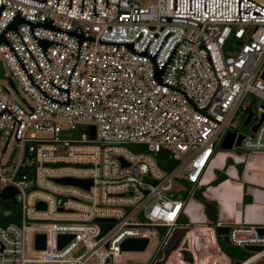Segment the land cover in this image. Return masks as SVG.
<instances>
[{
	"label": "built area",
	"instance_id": "2783aa9c",
	"mask_svg": "<svg viewBox=\"0 0 264 264\" xmlns=\"http://www.w3.org/2000/svg\"><path fill=\"white\" fill-rule=\"evenodd\" d=\"M1 2L0 32L20 9L35 21L79 25L96 39L81 40L72 70L75 35L34 27L35 35L67 44H49V62L28 23H19L41 72L16 30L5 31L50 96L68 97L49 79L69 84V104L44 95L0 42V110L6 106L20 120L8 110L0 114V190L14 186L18 206L17 220L0 224V264H110L131 237L147 238L145 248L153 239V264L175 227L185 225L184 206L196 197L234 117L251 97L263 101L252 110L255 122L264 113V0H96L98 15L94 0H83L82 11L81 0H71L70 8L69 0ZM240 146L264 149V117ZM162 150L176 161L169 170L158 164ZM67 176L90 178V184L59 180ZM97 217L112 222L101 235ZM227 225L230 244L262 247L239 264H264V225ZM38 232L45 233L44 248L35 246ZM59 234L72 237L59 246Z\"/></svg>",
	"mask_w": 264,
	"mask_h": 264
},
{
	"label": "crops",
	"instance_id": "0c3cea01",
	"mask_svg": "<svg viewBox=\"0 0 264 264\" xmlns=\"http://www.w3.org/2000/svg\"><path fill=\"white\" fill-rule=\"evenodd\" d=\"M219 176L221 179L215 183ZM200 187L205 197L216 201L219 223L240 221L264 225V149L246 151L241 146L239 149L217 148L200 179ZM182 218L188 219L191 229L213 227L208 224L203 204L196 197L185 204ZM209 233L211 243L224 256L222 249L214 243L217 240L216 230ZM197 243L201 244V241ZM207 245L208 242L201 247L206 248Z\"/></svg>",
	"mask_w": 264,
	"mask_h": 264
},
{
	"label": "water",
	"instance_id": "95a60500",
	"mask_svg": "<svg viewBox=\"0 0 264 264\" xmlns=\"http://www.w3.org/2000/svg\"><path fill=\"white\" fill-rule=\"evenodd\" d=\"M43 1H47V0H43ZM108 3V0H106V5ZM57 4H59V0H57ZM6 4L1 2L0 4V13L3 11V9L5 8ZM71 7V0H69V8ZM83 8V0H81V11ZM21 10L20 9H16L15 13L13 14V16L11 17V19L8 21V23L4 26V28L1 30L0 32V42H3L5 44H7L11 50L13 51V53L15 54V56L17 57L20 65L22 66L23 70L25 71V73L27 74V76L29 77V79L31 80V82L44 94L46 95L48 98H50L51 100H53L54 102L57 103H64V104H69L70 103V96H69V84L68 87L64 88V87H60L58 86L52 79H49V81L56 86L59 89L62 90H66L67 92V99L66 100H60V99H56L53 98L52 96H50L43 88H41L33 79V77L31 76L30 72L28 71L27 67L25 66V64L23 63V61L21 60L20 56L18 55V53L16 52V50L14 49L13 45L10 43V41L5 37V31L9 28H13L16 30L17 34L19 35V37L21 38L22 42L24 43L25 47L27 48V50L29 51L30 55L32 56L33 60L35 61V63L37 64L38 68L40 69V71L42 72V69L40 68L39 64L37 63L36 59L34 58L33 54L31 53L30 49L28 48L27 44L25 43L24 39L22 38L21 34L18 31V25L21 22H26L29 25L30 31L32 32L33 36L35 37L36 41L38 42V44L40 45L41 49L43 50L44 54L46 55L47 59L49 60V62H51V60L49 59L46 49L48 47L49 44L51 43H59L62 45H66V43H62V42H58L55 40H51L48 38H44V37H40L34 34L33 30L35 26H43L46 28H50V29H54V30H58L61 32H65V33H69V34H73L77 37L78 39V54H77V58L75 60V63L72 67V70L77 62L78 56H79V51H80V42L82 39L84 38H88V39H92L95 40L96 38L92 35H88L82 32L81 30V26H76V28L74 29H65V28H61L59 26H56L54 24V21L52 18H45L43 21H35L29 18H26L25 16H21L20 15ZM92 14L98 15V12L96 10V0H94V4H93V11ZM2 65L0 62V75L2 74ZM72 70L70 72L69 78H68V82H70V76L72 73ZM263 76H264V72H263ZM12 86H14L13 81H10ZM264 106V104H263ZM5 110H8L11 115L17 119L18 121H20L6 106H4L1 110H0V114L3 113ZM264 117V113L261 114V117L259 118L258 122ZM253 118V111L250 110L247 112V114L244 117L243 120V124H247L249 123ZM258 122H254L251 124V130H255ZM91 135L93 136V126H91ZM244 133L242 132H238L233 128V125L231 126L230 129H228L225 133V135L223 136L220 144H219V148L221 149H230L236 146H240L241 144V139L243 138ZM59 180H61L62 182H69V183H75V184H80L83 185L85 187H88V185L90 184V178H77V177H60ZM17 190L14 186L12 185H6L4 186L1 190H0V197L2 199H4L5 201H7L8 203H12V204H17V199L15 197ZM37 207H44V202L39 201L37 203ZM96 220H98L99 225H100V233L99 235L105 233L112 225V222H105V218L102 217H97ZM160 231L163 230L164 226L163 225H158L157 226ZM192 226L191 225H180V226H176L173 233L171 234L170 238L168 239V241L166 242V244L164 245L163 248V254L162 257L157 259L153 264H166L170 253L173 250H176L179 246L182 248H187L188 247V242L187 239H185V236L187 234V232L189 230H191ZM216 233L221 235L222 238L224 239V241L226 243H229V238H228V230H229V225L227 224H219L215 227ZM264 229L260 228V231L262 232ZM70 237H72L71 234H59L58 235V245L61 246L63 245ZM147 244V238L145 237H131V238H126L125 240L122 241L121 243V249L123 250H144L145 246ZM201 244L205 245V241L204 239L201 240ZM35 246L37 248H44L45 247V233L42 232H38L35 235ZM249 250H260L262 247L261 246H254V245H248L246 247ZM207 264H212L213 259L211 257H208L206 259ZM239 260H234L233 258L230 259V263L229 264H239ZM256 264V263H254Z\"/></svg>",
	"mask_w": 264,
	"mask_h": 264
},
{
	"label": "rangeland",
	"instance_id": "374dc122",
	"mask_svg": "<svg viewBox=\"0 0 264 264\" xmlns=\"http://www.w3.org/2000/svg\"><path fill=\"white\" fill-rule=\"evenodd\" d=\"M155 0H141L142 4H147L149 2H153ZM21 95H23L22 92H20ZM15 98H19L20 95L17 93H14ZM249 100V96H247L243 103H247ZM263 101L260 98L255 99L253 102L250 103L251 108L254 110H257V107L259 104H261ZM255 121V117L252 118V120L247 123L243 124V118L240 115H236L231 123L233 125V128L238 131L242 132L244 134H247L251 131V124ZM11 143L9 148L13 146V139H11ZM240 146L233 147V149H239ZM16 205V204H15ZM17 206V205H16ZM18 207V206H17ZM9 208L8 202L5 201L0 197V217L4 215V210ZM199 216L201 218L202 211H199ZM215 233V230L212 226L210 227H202V228H193L190 231L187 232V235L185 236V239H187L188 247L182 248L183 250L189 251V253L192 256V259L194 261V264H207L206 259L208 257H211L213 259L212 264H227L226 259L222 256V254L219 252L217 246L215 248V245L211 243V236L210 233ZM219 235V234H218ZM221 238L222 236L219 235ZM208 237H210L208 239ZM204 239L205 243L208 242V245L206 248L201 247L202 245L197 243V241H201ZM210 241V242H209ZM216 245L219 246L218 241H214ZM199 244V245H198ZM220 247V246H219ZM245 252L244 255L251 254L253 251L245 249L243 247H238ZM156 252V248H154V241L151 238L149 241L148 246L144 250H125L123 251L122 255L119 256V260L115 262H111L110 264H148L150 259L152 258V255ZM90 263H95L96 259L95 257L89 259ZM167 264H188L183 255L182 252H174L171 257L168 259Z\"/></svg>",
	"mask_w": 264,
	"mask_h": 264
},
{
	"label": "trees",
	"instance_id": "16d2710c",
	"mask_svg": "<svg viewBox=\"0 0 264 264\" xmlns=\"http://www.w3.org/2000/svg\"><path fill=\"white\" fill-rule=\"evenodd\" d=\"M256 98L251 97L250 98V103L253 102ZM250 103L247 106V109L245 111H242L239 113L240 116H242L243 120L245 115L247 114L246 111H250V110H254L251 108ZM132 147L135 149L137 146H133ZM157 161L158 164L165 169H170L172 168L175 164L176 161L171 159L170 156H168V154L166 153L165 150L160 151L157 154ZM221 179V177L219 176L214 182H218ZM203 188L199 187L197 189L196 192V198L198 200H200L203 204V211L208 219V224L209 225H215L218 222V208H217V203L216 201L209 199L207 197H205L202 194ZM8 207L7 209L10 210L9 214H4L0 217V224H7L10 221H15L17 220V214H18V207L15 204L12 203H8ZM180 223L181 224H191L188 219H180ZM217 236V241L218 244L220 246V248L222 249V251L224 252L225 256L228 258H233V259H244L245 257H247L250 254L244 255L246 251L238 248V246L232 245L230 243H226L224 241L223 238H221L218 234ZM183 256L184 259L190 261L188 262V264H194V261L192 260V256L189 253V251L185 250L183 251Z\"/></svg>",
	"mask_w": 264,
	"mask_h": 264
},
{
	"label": "bare ground",
	"instance_id": "6f19581e",
	"mask_svg": "<svg viewBox=\"0 0 264 264\" xmlns=\"http://www.w3.org/2000/svg\"><path fill=\"white\" fill-rule=\"evenodd\" d=\"M186 235H187V234H186ZM171 255H172V253L169 255V258L171 257ZM169 258H168V259H169ZM167 262H168V260H167ZM167 262H166V264H167Z\"/></svg>",
	"mask_w": 264,
	"mask_h": 264
},
{
	"label": "flooded vegetation",
	"instance_id": "af4514ba",
	"mask_svg": "<svg viewBox=\"0 0 264 264\" xmlns=\"http://www.w3.org/2000/svg\"><path fill=\"white\" fill-rule=\"evenodd\" d=\"M255 121H253L252 123H254Z\"/></svg>",
	"mask_w": 264,
	"mask_h": 264
}]
</instances>
